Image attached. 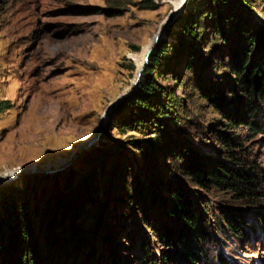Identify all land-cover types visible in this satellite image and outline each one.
Listing matches in <instances>:
<instances>
[{
    "label": "rangeland",
    "instance_id": "obj_1",
    "mask_svg": "<svg viewBox=\"0 0 264 264\" xmlns=\"http://www.w3.org/2000/svg\"><path fill=\"white\" fill-rule=\"evenodd\" d=\"M183 1L0 0V181L13 177L0 182V190L19 187L24 176L49 175L37 179L33 194V205L38 203L32 218L36 225L45 195L50 210L53 198L68 193L80 177L92 183V198L84 201L76 222L72 215L67 228L58 230L53 219L51 229L47 225L43 231L46 237L35 226L40 244L36 253L33 237H28L23 257L27 264H49L51 245L57 250L63 244L67 257L60 262L65 264H162L161 257L167 255L172 258L166 264H202L201 256L200 261L183 260L157 236L173 222L167 221L164 205L153 193L166 198L168 187L188 186L181 173L186 154L205 167L216 161L244 167L254 176L258 192L257 202L245 205L214 188H195L197 212L208 233L203 244L208 264L213 256L223 264H264V117L254 120L261 123L259 133L250 134L245 127L233 132L245 139L244 149L227 153L220 140L229 111L226 103L236 88L231 84L228 49L244 43L247 29L259 51L264 2L225 0L235 17L222 23L213 4L196 0L193 15L215 18L222 30L215 33L208 20L201 19L195 26L201 51L187 61L193 37L181 34V23L189 0L171 21ZM170 21L159 41L161 61L153 72L162 90L156 97L170 102L168 115L162 117L169 133L152 127L156 107L142 115L143 122H150L143 131L123 129L126 123L117 122L124 115L119 104L135 90L132 85L155 32ZM180 41L185 45L177 49ZM208 85L215 89L218 106H211L203 95ZM150 137L154 149L144 143ZM87 154L88 161L82 159ZM70 173L73 181L62 177ZM53 175L57 177L50 181ZM55 186L64 189L59 193ZM228 211L244 217L239 239L224 228L221 213ZM13 259L5 264H16Z\"/></svg>",
    "mask_w": 264,
    "mask_h": 264
},
{
    "label": "trees",
    "instance_id": "obj_2",
    "mask_svg": "<svg viewBox=\"0 0 264 264\" xmlns=\"http://www.w3.org/2000/svg\"><path fill=\"white\" fill-rule=\"evenodd\" d=\"M195 1L196 0L188 1L185 16H183L181 23V27L183 28L181 34H192L191 36L193 37L190 42H188L189 49L186 56L187 61H191L198 50L201 51L197 46L198 35L196 34L197 31H195V26L198 25L201 19L204 20L205 23H207L206 20H208V25L213 28L215 33H218V30H216L217 28H219L220 32L222 30V25H218L215 18H206L207 14L200 16H196V14L193 15V12H195ZM262 1L264 2V0ZM208 3L214 5V11L216 9V13L218 12L220 15L222 23L234 19L235 16L233 11L225 6L227 1L208 0ZM205 9L208 10L207 7H205ZM199 27H197V29ZM243 35L245 37V44L242 43L238 48H227L229 52L228 65L234 77L231 84L236 85L235 89H231L229 104L226 103V107L229 108V111L226 114L224 129L220 132V140L225 150H227V153H231V151L235 149H244L243 145L245 139L241 138L239 134L233 133L237 128L245 127L250 134L259 133L261 123L259 120L255 123L254 120H256V117L257 119L264 117V40L257 52L254 44V35L251 33V30L244 29ZM184 45L185 43L180 41L177 45V49L183 48ZM160 47L161 42H158L149 57L148 64L141 73L137 88L127 99L119 104V109L122 106L124 108V115H122L117 122L122 126L126 123L123 129L128 127L134 131H143L144 129L142 128H147V124H150V122H143L142 115L145 114L146 110L148 112L154 111V109L151 111L149 109L156 107V125L154 124L152 127L158 126L160 130H163L161 132H165L166 134L169 133L170 128L164 126L162 117L168 115L166 107L170 106V102L167 99L162 100V98L156 97L159 93H162V90L159 84L153 80V72L160 64L161 60L159 57H161L163 53ZM220 68L221 71L225 72L227 66L222 64ZM178 73L176 72L175 75H178ZM203 95L205 99L211 103V106H218L215 89H213L211 85H208V87L204 89ZM154 97L156 100H154ZM230 103L233 105H230ZM231 106L234 107L232 108ZM153 142L154 140L152 137L144 140L148 149H154L155 145ZM184 150L186 149L184 148ZM187 151L185 152L187 153ZM186 156H188V161L181 167V173L186 178L188 186L180 184L168 187L166 198L159 194L158 191L153 193L155 201L158 202L161 200L160 202L164 205L163 213L167 221L173 222L172 226L168 225L169 227H164L165 230H160L161 232L157 236L162 244L164 243L174 247L176 253L182 255L183 260L188 262L200 261L201 256V263L208 264L209 258L206 255L207 250L203 247V244L207 243L208 233L205 231V224H201L197 212L196 199L198 196L196 195L195 188H201L204 191L214 188L232 195L231 197L237 202L245 201V205H250L249 203L253 205L257 202L258 192L255 186H253L254 176L249 175L244 170V167L240 169L237 166L231 167L221 161H216L213 165L205 167L202 165L203 163L201 164L196 163L195 160L193 161L190 154H186ZM89 158L91 159V155L87 154L82 159L88 161ZM235 165L240 164L236 163ZM65 175L66 174H62L64 179L70 177V181H73L74 173ZM56 177L57 175L51 176L50 181H53ZM42 178H49V175L39 174L38 176H24L20 179L19 187L11 186L0 190V194H2L0 198V260L3 264L13 258L16 264H27L25 262L26 259L24 260L23 257L28 253L25 251L27 248H25V242L28 237H33L32 241L34 242L35 252L38 244H40L39 239L36 238L35 226L38 227L37 231L43 234L44 229L47 228L45 226L49 225L47 229H51L50 224L54 219L53 221L57 224L58 230L66 229L71 216L73 215V219L76 222L79 216L78 214L81 213L84 201L92 198V183L87 180L84 175L78 179V183L71 184L68 193H64L62 197L58 195L59 197L53 198L54 205L51 204L52 208L50 210L47 200L48 194L45 195V201L40 213H38V222L34 225L32 218L35 216V205H38V203L33 205L32 199L35 196L33 194L35 192L37 179L40 180ZM63 189L64 187L60 189V186H55L56 192L58 191L61 193ZM221 218L224 223V228L227 229L232 236L239 239L244 235L243 228L240 225V223L244 221L242 215L235 213V211H228L222 212ZM64 220H66V223H64ZM43 235L46 237L45 233ZM18 246L20 249L13 252L11 256L10 253H12L13 248ZM87 246H90V252H94L91 244H87ZM76 248L77 247H74V245H71L72 251H75ZM65 252L66 244L57 247V250L51 245L46 260H48L49 264H65L60 262L61 257H67ZM161 258L162 264H166V261L172 258V256L167 255ZM210 262L211 264H223L219 256H213ZM70 264L76 263L72 262Z\"/></svg>",
    "mask_w": 264,
    "mask_h": 264
},
{
    "label": "water",
    "instance_id": "obj_3",
    "mask_svg": "<svg viewBox=\"0 0 264 264\" xmlns=\"http://www.w3.org/2000/svg\"><path fill=\"white\" fill-rule=\"evenodd\" d=\"M186 2H187V0H185L183 7L185 6ZM183 7H182L180 10H178L176 13L172 14V19H171V21H173L174 17H175V16H176V15H177V14L183 9ZM171 21H170V22H167V23L164 22V23L162 24V26L158 29V31H157V33H156V35H155V38H154L153 44H152L151 47L149 48V51L145 54V57H144V64H143L142 67L138 70L137 77H136V79H135V81H134V83H133V85H132L133 90L137 88V85H138L139 80H140V77H141V73H142V71L144 70V68L146 67V65L148 64L149 57H150L152 51L154 50L155 46H156V45L158 44V42L160 41L161 36H162V34H163L165 28L167 27V25H168L169 23H171ZM133 90H131V91L125 93L124 95L120 96L119 98H117V99L115 100L114 103H117L118 101L122 100L124 97L128 96ZM114 105H115V104H114ZM111 109H112V108H109L108 111L110 112ZM106 115H107V114H104V115H103V117H102V121H104ZM92 141H94V139L90 140V143H91ZM10 179H13V177H11Z\"/></svg>",
    "mask_w": 264,
    "mask_h": 264
},
{
    "label": "bare ground",
    "instance_id": "obj_4",
    "mask_svg": "<svg viewBox=\"0 0 264 264\" xmlns=\"http://www.w3.org/2000/svg\"><path fill=\"white\" fill-rule=\"evenodd\" d=\"M184 2H185V0L183 1L181 7H180L178 10H180V9L183 7ZM178 10H177V11H178ZM177 11H175L174 13H176ZM174 13H173V14H174ZM157 31H158V30H157ZM157 31L155 32V35H156ZM155 35H154V36H155ZM154 38H155V37H154ZM152 44H153V43H152ZM150 47H151V46H150ZM150 47H149V48H150ZM148 51H149V50H148ZM141 67H142V66H141ZM141 67H140V68H141ZM140 68H139V69H140ZM139 69H138V70H139ZM92 138H93V137H92ZM30 168H32V167H30ZM9 180H10V176H9L8 178H6V179L0 181V182H7V181H9ZM10 182H11V181H10ZM7 183H8V182H7Z\"/></svg>",
    "mask_w": 264,
    "mask_h": 264
}]
</instances>
